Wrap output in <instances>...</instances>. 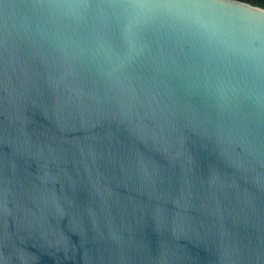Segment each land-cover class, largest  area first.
I'll use <instances>...</instances> for the list:
<instances>
[{"label": "water", "instance_id": "obj_1", "mask_svg": "<svg viewBox=\"0 0 264 264\" xmlns=\"http://www.w3.org/2000/svg\"><path fill=\"white\" fill-rule=\"evenodd\" d=\"M0 0V264H264V13Z\"/></svg>", "mask_w": 264, "mask_h": 264}, {"label": "clouds", "instance_id": "obj_2", "mask_svg": "<svg viewBox=\"0 0 264 264\" xmlns=\"http://www.w3.org/2000/svg\"><path fill=\"white\" fill-rule=\"evenodd\" d=\"M241 3L248 8L264 13V0H241ZM126 7L133 18L137 20L147 17L159 9L177 12L180 8L178 4L173 3V0H127Z\"/></svg>", "mask_w": 264, "mask_h": 264}, {"label": "trees", "instance_id": "obj_3", "mask_svg": "<svg viewBox=\"0 0 264 264\" xmlns=\"http://www.w3.org/2000/svg\"><path fill=\"white\" fill-rule=\"evenodd\" d=\"M237 1H240L241 2V0H237Z\"/></svg>", "mask_w": 264, "mask_h": 264}]
</instances>
